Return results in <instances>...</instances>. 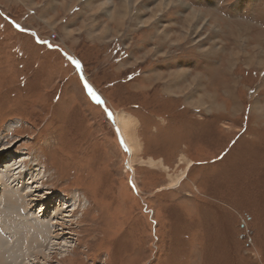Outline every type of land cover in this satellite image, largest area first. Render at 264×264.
Here are the masks:
<instances>
[{"label":"rangeland","instance_id":"1","mask_svg":"<svg viewBox=\"0 0 264 264\" xmlns=\"http://www.w3.org/2000/svg\"><path fill=\"white\" fill-rule=\"evenodd\" d=\"M160 2L0 0V264H264V0Z\"/></svg>","mask_w":264,"mask_h":264},{"label":"bare ground","instance_id":"2","mask_svg":"<svg viewBox=\"0 0 264 264\" xmlns=\"http://www.w3.org/2000/svg\"><path fill=\"white\" fill-rule=\"evenodd\" d=\"M131 1V0H130ZM182 1V0H181ZM180 3V0H161V2L160 3H158V5L157 6H155V8H154V10H153V12H152V15H155V14H157V13H161V12H163V11H165V6L167 5V7L168 6H170V5H177V4H179ZM130 4V3H129ZM120 8V7H119ZM126 9H127V5H126ZM115 10V9H114ZM167 10V9H166ZM125 11V10H124ZM146 11V10H145ZM195 12H197L198 14H203V12H201V11H197V10H193L192 12H189L187 15H185L186 17H185V19H186V21L187 20H189V21H197L198 19H199V15L197 16V13H195ZM111 13V12H110ZM114 13V16L116 15V16H119L118 14H119V12L117 11H114L113 12ZM123 13V12H122ZM112 16V15H111ZM158 17V16H157ZM214 17V16H213ZM206 20H207V18H206ZM66 54H68V53H66ZM82 65V64H81ZM96 90V89H95ZM98 95H99V93L98 92H96ZM99 97L101 98V96L99 95ZM115 114H116V118H117V122H115L116 123V127H117V129H118V131H119V136H120V138H121V140H122V142L123 143H126L127 144V146H128V148H129V150H136V147H135V144L133 143V139L131 138V133L129 134V131H128V127H129V124H130V122L129 123H127V120H126V118H125V115L122 113V112H120V111H116L115 112ZM133 136V135H132ZM11 146V145H10ZM5 157V156H4ZM15 162H13V163H7V165L5 166H2V168H0V171H1V176L5 173L6 175L8 174L6 171H7V169L8 170H10V168H8L9 166H14L15 167V169H17V168H19V165L17 166V163H19L18 161H16V160H14ZM0 166H1V164H0ZM189 166V165H188ZM12 168V167H11ZM5 169H6V171H5ZM20 170V169H19ZM4 174V175H5ZM28 174V173H27ZM26 175V174H25ZM23 177V176H22ZM21 177V178H22ZM0 179H1V177H0ZM5 179H7V178H4V180H2V182H1V184L2 185H4V184H7V190H5L4 191V188H2V191H0V221L4 218V217H6L5 216V214L4 213H7L6 215H9V211H10V209H12V206L10 207H7L5 210H3L4 209V207L6 206V205H8L7 204V201L8 202H11V203H13V204H15V195H16V193H15V191H13V189H10V187L12 186V184L10 183V182H7ZM24 180V179H23ZM30 180V179H29ZM31 181V180H30ZM37 182H39L38 180H37ZM24 184H25V182H23ZM0 184V185H1ZM10 186H9V185ZM23 184V185H24ZM33 184V183H32ZM1 185V186H2ZM25 186V185H24ZM40 186H42V185H40ZM3 187V186H2ZM1 188V187H0ZM41 190V189H40ZM29 192H32V191H29ZM25 194V193H24ZM23 194V195H24ZM37 194H39V192H37ZM28 195H30V193L28 194ZM42 195V194H41ZM40 195V196H41ZM39 196V197H40ZM45 196V197H44ZM27 197V196H26ZM42 198H48V197H46V195H43V197ZM62 198V197H61ZM54 199V198H53ZM57 199H59V198H57ZM73 199V198H72ZM25 200H26V198H25ZM37 200V199H36ZM60 201H63L62 199H59ZM59 200H57V202L56 201H53L52 199H50V197H49V199H47L46 200V204H47V206L46 205H44V204H42V208L40 209V213H41V215H44L45 213H47L48 212V206L49 207H55V206H57L56 207V209L54 210V211H49V213H48V217L47 218H44V219H42V218H40V217H38L37 216V218H38V220H37V223H39V224H42V223H46L47 222V224L48 225H50L51 226V228H53V229H51L50 228V232L51 231H53V232H56V234L55 235H53V238H56V239H58V238H60V233H62V232H60L59 231V229H61V228H57V226H59L60 227V225L62 224V220H68V218H70V217H72L73 216V213L72 212H74V211H72V209H70V208H68V204H67V202H60ZM27 202H28V200H27ZM36 202V201H35ZM70 202H71V200H70ZM71 204V203H70ZM77 204V203H76ZM29 205H30V202H29ZM27 206V208H28V210L29 211H31V212H33L32 210H33V207L32 206ZM73 206V205H72ZM74 207H75V204H74ZM79 207V206H78ZM26 208V209H27ZM14 209V208H13ZM20 209V208H19ZM77 210V209H76ZM44 211V212H43ZM34 213V212H33ZM10 214H12V212L10 213ZM3 222V221H2ZM2 224V223H1ZM31 225V224H30ZM33 225V224H32ZM32 225H31V227H32ZM27 226V225H26ZM26 226H23V228L21 229V230H24V233L25 234H27V233H29L28 231H26L27 230V228H26ZM21 227H22V225H21ZM44 228V227H43ZM33 229V228H32ZM15 230V229H14ZM13 230V231H14ZM20 230V231H21ZM34 230H35V227H34ZM48 230V232H49V229H47ZM19 231V232H20ZM29 231H30V229H29ZM43 231V230H42ZM31 232V231H30ZM33 232V231H32ZM34 232H36V230L34 231ZM38 233L37 234H39V235H35V236H43V235H41L40 233H41V230H39V231H37ZM15 233H16V230H15ZM44 233V232H43ZM52 233V232H51ZM32 234V233H31ZM51 235V236H52ZM56 235H59L58 237L56 236ZM44 237H46V234H45V236ZM20 238V237H19ZM42 241H43V239H42ZM41 241V242H42ZM51 241V240H50ZM30 242H31V240H30ZM33 243H34V241H33ZM9 246H11V245H9ZM67 246V245H66ZM37 247H38V244H37ZM40 247V246H39ZM29 249H31V248H29ZM36 252L37 253H39L40 254V258L39 259H36L35 261H34V263L35 264H38L39 262L42 264V263H47L48 262V259L51 257L52 258V256L53 255H51L50 254V252H47V250L46 249H40V250H36ZM52 253V252H51ZM42 259V260H41ZM50 260V259H49ZM50 262V261H49ZM31 264H33V263H31Z\"/></svg>","mask_w":264,"mask_h":264},{"label":"built area","instance_id":"3","mask_svg":"<svg viewBox=\"0 0 264 264\" xmlns=\"http://www.w3.org/2000/svg\"><path fill=\"white\" fill-rule=\"evenodd\" d=\"M56 38H58V35H57V33L55 32V33L53 34V37H49V39L46 40V43H47L49 46H51V47L54 46V47H56V48L62 49L64 46L61 45L60 43H58L57 40H56ZM52 43H54V45H53ZM51 44H52V45H51ZM63 52L66 54V53H68L69 51L66 49V50H63ZM68 55H70V54H68ZM70 57H71V59H72L73 61L76 62L77 66L79 67V70H80V69H81V66H82L81 63H80V61H79L78 59L74 58L72 55H70Z\"/></svg>","mask_w":264,"mask_h":264},{"label":"flooded vegetation","instance_id":"4","mask_svg":"<svg viewBox=\"0 0 264 264\" xmlns=\"http://www.w3.org/2000/svg\"><path fill=\"white\" fill-rule=\"evenodd\" d=\"M226 152L228 153V150L224 151L223 153H220V155H223V154L226 153Z\"/></svg>","mask_w":264,"mask_h":264},{"label":"water","instance_id":"5","mask_svg":"<svg viewBox=\"0 0 264 264\" xmlns=\"http://www.w3.org/2000/svg\"><path fill=\"white\" fill-rule=\"evenodd\" d=\"M121 140V139H120ZM122 142V141H121Z\"/></svg>","mask_w":264,"mask_h":264}]
</instances>
